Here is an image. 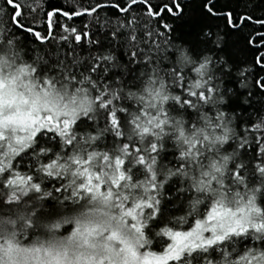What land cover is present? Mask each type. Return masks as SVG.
I'll return each instance as SVG.
<instances>
[{
    "label": "snow or ice",
    "instance_id": "snow-or-ice-1",
    "mask_svg": "<svg viewBox=\"0 0 264 264\" xmlns=\"http://www.w3.org/2000/svg\"><path fill=\"white\" fill-rule=\"evenodd\" d=\"M0 264H264V0H0Z\"/></svg>",
    "mask_w": 264,
    "mask_h": 264
}]
</instances>
